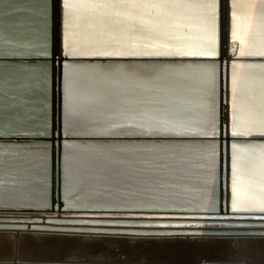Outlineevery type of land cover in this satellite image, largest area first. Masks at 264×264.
<instances>
[{"label":"water","instance_id":"1","mask_svg":"<svg viewBox=\"0 0 264 264\" xmlns=\"http://www.w3.org/2000/svg\"><path fill=\"white\" fill-rule=\"evenodd\" d=\"M256 64L264 0H0V215L91 253L264 238V207L232 202L236 148L264 150L229 131Z\"/></svg>","mask_w":264,"mask_h":264},{"label":"rangeland","instance_id":"2","mask_svg":"<svg viewBox=\"0 0 264 264\" xmlns=\"http://www.w3.org/2000/svg\"><path fill=\"white\" fill-rule=\"evenodd\" d=\"M236 152L234 207H264V200L261 199L264 191V150L240 146ZM30 220L29 217H0V225L6 227L0 230V263L18 260L15 264H83L80 255L87 254L84 256L93 261L122 256L121 264H264V238H193L186 242L162 243L159 247L102 241L96 243L91 253L85 251L87 244H82L80 239L70 240L48 232L29 231V225L33 224ZM137 252L141 257L130 255ZM178 255L188 259L172 261L165 258Z\"/></svg>","mask_w":264,"mask_h":264},{"label":"bare ground","instance_id":"3","mask_svg":"<svg viewBox=\"0 0 264 264\" xmlns=\"http://www.w3.org/2000/svg\"><path fill=\"white\" fill-rule=\"evenodd\" d=\"M88 7L92 8L94 7V5L92 6L89 4ZM129 18L130 16L127 17L128 32L129 30H131ZM147 33L149 34V36L155 37L152 32H146V36ZM159 38L162 41L163 39H165L163 36ZM237 62L239 63V61ZM232 83L233 88L229 121V126L231 128L229 127V131L234 133H249L256 131L264 132V64L246 65L245 67H241V65H239L234 69ZM8 216L25 218L29 217L30 219L32 218L31 215H0L1 218H5ZM14 261L16 262L9 260L7 262H1L0 264L18 263V260Z\"/></svg>","mask_w":264,"mask_h":264},{"label":"snow or ice","instance_id":"4","mask_svg":"<svg viewBox=\"0 0 264 264\" xmlns=\"http://www.w3.org/2000/svg\"><path fill=\"white\" fill-rule=\"evenodd\" d=\"M233 134H235V133H233Z\"/></svg>","mask_w":264,"mask_h":264}]
</instances>
